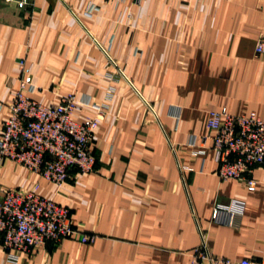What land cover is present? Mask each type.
<instances>
[{
	"label": "crops",
	"instance_id": "1",
	"mask_svg": "<svg viewBox=\"0 0 264 264\" xmlns=\"http://www.w3.org/2000/svg\"><path fill=\"white\" fill-rule=\"evenodd\" d=\"M31 4L21 11L0 0V130L25 76L40 104L72 94L75 121L95 117L92 106L102 114L94 172L72 169L60 188L0 160L1 189L37 186L78 231L13 263L0 240V264H193L202 243L211 262L201 264H264V164L254 192L221 181L206 127L221 109L264 120V55L254 51L264 0ZM234 200L243 211L233 226L214 224L216 205Z\"/></svg>",
	"mask_w": 264,
	"mask_h": 264
},
{
	"label": "built area",
	"instance_id": "2",
	"mask_svg": "<svg viewBox=\"0 0 264 264\" xmlns=\"http://www.w3.org/2000/svg\"><path fill=\"white\" fill-rule=\"evenodd\" d=\"M3 1L21 11L32 5L31 0ZM131 2L139 4L141 0ZM254 51L264 55V33L256 38ZM34 91L30 76L20 79L12 94L9 117L1 123L0 160L17 163L57 188L68 180L72 169L80 174L93 173L96 160L92 145L101 121V109L92 106L97 115L77 122L73 114L79 103L74 95L61 97L59 104L43 105L30 97ZM206 127L212 133L219 179L240 181L248 192H254L257 187L254 170L264 164V120L253 112L232 115L221 109L208 112ZM209 138V135L204 137V141ZM195 144L196 138L190 136L188 146ZM37 189L36 186L33 191L22 192L0 188L1 247L11 263L18 260V255L29 254L49 242L59 244L78 232L69 209L41 197ZM242 211L243 203L235 200L216 205L211 221L232 227ZM93 240L94 236L88 235L80 239L83 244ZM194 255L193 264L211 262L204 243L194 250ZM240 264L258 263L243 260Z\"/></svg>",
	"mask_w": 264,
	"mask_h": 264
}]
</instances>
